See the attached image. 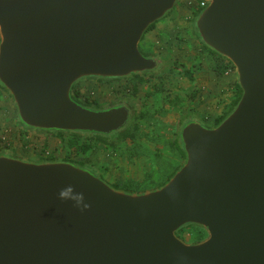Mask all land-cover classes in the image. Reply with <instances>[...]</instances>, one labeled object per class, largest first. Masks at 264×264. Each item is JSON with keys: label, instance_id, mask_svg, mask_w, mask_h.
Here are the masks:
<instances>
[{"label": "water", "instance_id": "1", "mask_svg": "<svg viewBox=\"0 0 264 264\" xmlns=\"http://www.w3.org/2000/svg\"><path fill=\"white\" fill-rule=\"evenodd\" d=\"M177 1L0 0V84L19 126L124 128L126 109L95 111L72 89L154 71L139 46ZM198 1L200 41L235 70L234 109L214 128L184 127L182 165L141 193L90 167L0 155V264H264V0ZM189 225L206 238L183 242Z\"/></svg>", "mask_w": 264, "mask_h": 264}, {"label": "rangeland", "instance_id": "2", "mask_svg": "<svg viewBox=\"0 0 264 264\" xmlns=\"http://www.w3.org/2000/svg\"><path fill=\"white\" fill-rule=\"evenodd\" d=\"M195 7L193 0H178L169 15L145 34L139 46L147 53L164 54L174 62L171 69L157 77L159 79L142 81L139 95L144 106L134 127L132 141L116 143L112 148L98 144L92 152L83 155L68 146L70 139L67 137L47 139L21 133L9 98L4 95L0 100V147L25 159L80 161L96 171L106 183L121 190L139 193L157 188L176 167V157L169 150V144L174 140L175 124L180 115L193 111L206 116L205 120L210 124L227 111L228 104L234 99L235 71H229L232 73L230 79L227 75L219 77L214 72L216 61L204 52L203 46L193 41L182 44L174 38L179 30L186 39L182 32L187 30L188 19ZM153 84L160 91L155 93ZM96 88L95 91L103 95L110 91L101 85ZM76 90L88 101L93 97L90 83L79 82ZM79 143L94 145L86 139H80ZM177 235L186 244H195L206 238L205 231L201 233L193 228H185Z\"/></svg>", "mask_w": 264, "mask_h": 264}, {"label": "flooded vegetation", "instance_id": "3", "mask_svg": "<svg viewBox=\"0 0 264 264\" xmlns=\"http://www.w3.org/2000/svg\"><path fill=\"white\" fill-rule=\"evenodd\" d=\"M193 2L197 5V7H195V9H196L195 11H197L199 1L193 0ZM195 19H196V16H194V14H193L188 19L187 30H183V32H182L183 37L184 38L186 37V39L182 38L179 30H178L179 33H176L174 35V38L177 39V42H180L182 44H189V42L193 41V43L199 44L200 46H203L202 42L200 41V38L198 36L197 30L195 28V24H194ZM158 23L159 22H157L156 24H158ZM156 24H154V26ZM143 39H144V37H143ZM143 39H142V41H143ZM142 41H141V43H142ZM140 51L144 55V57L152 59L155 61L156 68L154 71L143 74L141 76L129 78V79H109V80L92 79V80H86L85 81L86 83H90L91 86L93 87V90H92L93 91V95H92L93 97L91 100L88 101L91 108L94 109L95 111H106V110L115 109V108H124L128 112L127 125L124 128H122L120 131L113 132V133H111L109 135H105V136L99 135V134H82V133L81 134L77 133V134H80V136L82 135L83 137L88 136V138L92 139L93 141H96L97 139H101L106 144H109L110 142L118 144L120 141V140L117 141L119 136H121L125 132H129V133L133 132L134 127H135L136 123L138 122V120L141 118L142 112H143V106L144 105H143L141 98H140V95H139L140 85L142 84V81L159 79L157 77H159V75L161 76L167 70L171 69L173 62H174V60L172 58H168L164 54H161V53H147V52L143 51L141 48H140ZM204 52H205V50H204ZM214 60L216 61V65H217V59L214 58ZM216 65H215V68H216ZM78 84H76L75 86H77ZM100 85L107 87L110 91L105 92L104 95H103V93H97V91H95L97 89L96 87H100ZM134 86H137L136 87L137 92H135ZM152 88L154 89L153 91L156 90L155 93L160 91L156 87V85H154V84H153ZM4 95H6V94L3 91L2 85L0 84V100H1L2 96H4ZM219 118H220V116L215 117L210 122V124H208L206 121L207 120L206 116L203 117L202 115L197 114L196 112H193V111H188L186 113H182L180 115L179 119L177 120L176 124H175V136H174L173 141L178 145L179 148L182 147V149H183V145L181 142V133H182L184 127H186L187 125H189L191 123H197V124L203 126L204 128H208V129L214 128L218 124ZM18 128H19V130H21L20 131L21 133H25L28 135L32 134V135H34V137H36V136L40 137L41 136V137H45V138L48 137L49 138V137H59V134H62L64 136L69 135V133H65V132L59 133V132H55V131H47V132L46 131H33V130H29L25 127H20L19 124H18ZM0 155H5V156L13 157V158L18 157L14 151H11L9 149H4V147H0ZM18 158H20V157H18ZM29 160L46 161L47 159L31 158ZM54 161H59V160H54ZM182 162H183V159L181 160V164H182ZM92 171L94 172V174H96V175L98 174L93 169H92ZM101 179H102V177H101Z\"/></svg>", "mask_w": 264, "mask_h": 264}, {"label": "trees", "instance_id": "4", "mask_svg": "<svg viewBox=\"0 0 264 264\" xmlns=\"http://www.w3.org/2000/svg\"><path fill=\"white\" fill-rule=\"evenodd\" d=\"M201 11H202V9H198L197 11H195L193 13L194 16H197ZM153 27H154V25L150 27L149 31ZM203 48H204V50H205V52L207 54H209V55H211V56H213L214 58L217 59V65H216V68H215L214 71H215V73L219 77H223L228 71L234 70V68L232 67V65L229 62H227L226 60H224V59L220 58L219 56H217L216 54H214L211 50H209L208 48H206L204 45H203ZM134 87H135V92H137V88H136L137 86H134ZM234 89H235L234 99L232 101H230V103L228 104L227 111L224 114H222V116L219 118L218 124L226 117V115L230 111H232L234 109V107L236 106V104L238 103V101H239V99L241 97V90H240L237 82L234 84ZM71 98L75 102H77V103H79L81 105H84L85 107L91 108V106L89 105V102H88L87 98L86 97H82L81 93L78 90H76V86L73 87V89H72V97ZM15 118L17 119V116L16 115H15ZM15 121L18 123V119L15 120ZM18 131L20 132L21 130H19V128H18ZM65 137H67V138L70 139V141L68 142V146H70L71 149L74 148V150L78 149V151L80 153H82L83 155L92 152V149L94 148V146L95 145H98V144H103L105 146L108 145L111 148L114 147V146H116V144L113 143V142H110L109 144H106L101 139H97L96 141H93L92 139L88 138V136L83 137L82 135L80 136V134H77V133H69L68 136H64L62 134H59V138H65ZM134 137H135V133H134V130H133V132H131V133H129V132L123 133L121 136L118 137L117 141L120 140L119 143L121 142V144H124L126 140L132 141L134 139ZM47 139H48V137H47ZM80 139H86V141L89 140L90 142H94V145L93 146H89L86 143H83V144L80 145V143H79ZM76 144H78L79 147L75 148L74 145H76ZM44 145H47V144L45 143ZM169 150L171 151L172 155L173 156L175 155V157H176V161H175L176 167L166 176L167 177L166 180L163 181L161 184H159L158 187L164 185L174 175V173L180 168V166L182 165L181 164V160L183 159V161H184V157L185 156H184L183 149H182V147L179 148L178 145L174 141H172L169 144ZM132 156H134V155H132ZM53 161H54L53 159H47L46 160V162H53ZM63 162L71 163V164H73L75 166H79V167H86L80 161H76V162L73 163V162H70V161L66 160V161H63ZM112 187H114V186H112ZM114 188L119 189L117 187H114ZM123 191L131 192V191H128V190H123ZM139 193H141V192H139ZM185 228H193V229L198 230L201 233H204V230L203 229L198 228V227H195V226H191V225L186 226V227H183L179 231H181V230H183Z\"/></svg>", "mask_w": 264, "mask_h": 264}, {"label": "built area", "instance_id": "5", "mask_svg": "<svg viewBox=\"0 0 264 264\" xmlns=\"http://www.w3.org/2000/svg\"><path fill=\"white\" fill-rule=\"evenodd\" d=\"M207 6L205 2L199 1L198 3V9H204Z\"/></svg>", "mask_w": 264, "mask_h": 264}, {"label": "crops", "instance_id": "6", "mask_svg": "<svg viewBox=\"0 0 264 264\" xmlns=\"http://www.w3.org/2000/svg\"><path fill=\"white\" fill-rule=\"evenodd\" d=\"M231 71V70H230ZM232 73H230L229 71L224 75V76H228L229 78L228 79H230L231 77H232V75H231Z\"/></svg>", "mask_w": 264, "mask_h": 264}, {"label": "clouds", "instance_id": "7", "mask_svg": "<svg viewBox=\"0 0 264 264\" xmlns=\"http://www.w3.org/2000/svg\"><path fill=\"white\" fill-rule=\"evenodd\" d=\"M88 207H89V205H85V206H84V210H86Z\"/></svg>", "mask_w": 264, "mask_h": 264}]
</instances>
